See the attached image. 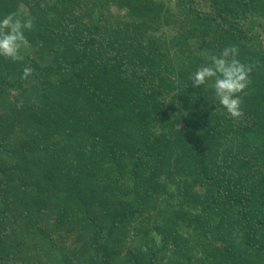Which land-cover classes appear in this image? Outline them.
I'll use <instances>...</instances> for the list:
<instances>
[{"label":"trees","instance_id":"1","mask_svg":"<svg viewBox=\"0 0 264 264\" xmlns=\"http://www.w3.org/2000/svg\"><path fill=\"white\" fill-rule=\"evenodd\" d=\"M9 13L34 26L0 56V264H264V0ZM233 45L254 65L238 120L190 79Z\"/></svg>","mask_w":264,"mask_h":264},{"label":"clouds","instance_id":"2","mask_svg":"<svg viewBox=\"0 0 264 264\" xmlns=\"http://www.w3.org/2000/svg\"><path fill=\"white\" fill-rule=\"evenodd\" d=\"M34 20L30 16L19 13H9L0 18V56L15 61H22V52L27 49L29 42L26 31L33 29ZM237 46L225 47L219 54L205 51L206 64L199 66L191 75L192 86L207 85L214 89L219 104L227 110L235 120L243 116L242 94L247 95L246 89L252 83L250 74L253 64L242 63L237 57ZM34 69L26 66L21 79L27 80Z\"/></svg>","mask_w":264,"mask_h":264}]
</instances>
